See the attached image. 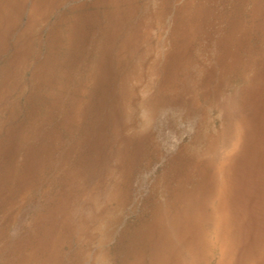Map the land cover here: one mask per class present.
I'll use <instances>...</instances> for the list:
<instances>
[{
    "label": "rangeland",
    "instance_id": "1",
    "mask_svg": "<svg viewBox=\"0 0 264 264\" xmlns=\"http://www.w3.org/2000/svg\"><path fill=\"white\" fill-rule=\"evenodd\" d=\"M111 1L0 0V264H133L143 254L141 264H149L150 242L138 228L166 197L174 160L211 139L201 133L198 147L190 143L200 111L220 120L214 138L235 124L208 108L225 78L235 81L225 97L252 118L244 138L264 133V0H129L127 18L150 5L146 15L173 25L190 50L160 68L165 94L151 97L149 131L144 111L131 120L123 112L124 75L109 46ZM158 27L150 28L158 34ZM155 32L144 45L121 46L129 51L123 62L147 61L141 57ZM101 53L99 72L88 77ZM200 181L202 192L208 185ZM250 245L248 237L237 240L238 259L246 262Z\"/></svg>",
    "mask_w": 264,
    "mask_h": 264
},
{
    "label": "bare ground",
    "instance_id": "2",
    "mask_svg": "<svg viewBox=\"0 0 264 264\" xmlns=\"http://www.w3.org/2000/svg\"><path fill=\"white\" fill-rule=\"evenodd\" d=\"M111 2L112 13H109V18L114 16V20L108 23L112 32L109 46L114 51L112 54L117 55L116 60H119L115 61L118 73L124 75L119 84L124 96L123 112L131 120L139 111H144L142 121L147 128L144 131H149L152 127V115L148 109L153 103L151 97L165 94L162 83L160 85L158 82L162 78L159 74L163 68L169 67V62L176 51L181 52L183 49L188 51L189 48H184V40H178L173 25H164L163 19L160 22L146 15H153V10L148 8L150 5L138 7L137 9L145 14L140 17L135 14L136 19L134 18L131 24L133 20L125 16L127 11L124 10L128 8L129 0L125 6H122L124 0ZM156 24H159L158 34L150 28ZM151 31L155 32L156 36H153L152 43L147 46L149 49L146 47L141 57L148 60L145 62L140 60L134 68L128 60L123 62L126 50L121 46L134 47L138 43L144 45L145 36ZM119 32L122 34L119 35ZM97 51L101 52L102 49L99 47ZM98 57L100 58L88 65L85 72L88 77L99 72L104 54L101 53ZM179 76L169 75L172 80H177ZM225 81L227 86L223 87L227 88L222 90L221 98L211 99L208 108L217 116L220 114L223 124L235 123L227 130L231 133L221 132L219 139L214 138L212 128L220 120L210 112L207 113V110L204 112V108L200 111V133L195 135L190 143L194 149L198 147L197 141L203 142L201 140L203 138H200L201 133H207L205 138L211 139H206V148L197 153L191 150V145L185 147L179 159L172 163L167 178L165 177L166 197L158 202L160 206L154 211L153 216L138 228V234L141 236L147 234V241L150 242L149 255H146L144 262L148 260L149 264H264V133L257 141L255 138L250 141L244 138L243 131L248 129L252 118L249 114L238 115L239 111L235 110L233 103L235 98L225 97L227 91L232 90L235 81L233 79L232 84V78H225ZM151 90L154 92L151 93ZM146 109L149 110L147 114ZM183 161L188 164V170L182 169L185 166L181 165ZM201 166L204 172L198 176L200 173L198 169ZM201 179H206L205 183L208 185L202 192L197 191ZM183 181H187L184 187ZM179 191L180 196H177ZM190 192H195L193 194L196 197L193 194L186 196ZM248 201L250 204L247 205ZM244 237L251 240V250L248 257H245L248 258L246 262L238 259L234 250L237 240L242 241ZM143 256L145 255L137 257L138 260L136 259L133 264H141Z\"/></svg>",
    "mask_w": 264,
    "mask_h": 264
}]
</instances>
